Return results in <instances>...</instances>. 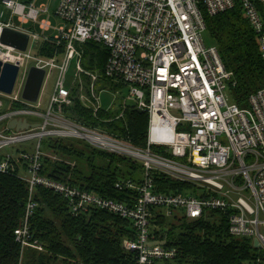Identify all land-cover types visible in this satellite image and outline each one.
Listing matches in <instances>:
<instances>
[{
    "label": "built area",
    "instance_id": "built-area-1",
    "mask_svg": "<svg viewBox=\"0 0 264 264\" xmlns=\"http://www.w3.org/2000/svg\"><path fill=\"white\" fill-rule=\"evenodd\" d=\"M50 2L0 0V7L9 12L8 18L0 13V61L19 68L13 93L0 92V173L17 174L29 185L25 217L15 232L22 248L44 250L32 241L29 228L38 207L32 195L41 186L66 199L75 216L94 208L130 220L136 237L125 240L123 246L136 253L134 264H156L177 255L176 250L155 241L153 207L163 208L165 216L179 211L190 222L211 210L230 212L229 233L258 240L264 251V88L249 97L248 108L234 104L229 95L232 73L218 48L208 46L204 39L206 16L225 13L239 3L264 58V21L258 10L264 0H60L54 15ZM52 17L62 24L54 28ZM10 33L28 37L25 50L10 43ZM90 42L103 45L109 53L102 74L83 66L84 48ZM48 47H52L51 56L43 54ZM72 61H77L76 78L67 88ZM32 69L45 71V78L47 70L56 71L45 110L39 101L23 99ZM98 84L128 87V98L115 110L119 92L112 93L110 85L98 89ZM75 93L95 117L102 111H117L110 120L123 119L127 101L135 102V108L149 115L148 147L136 148L68 117L66 110L73 106ZM107 93L111 102L105 108L103 95ZM14 121L39 127L10 130ZM47 139L82 141L141 163V184L116 185L138 191L139 198L130 206L42 176V142ZM155 146L165 148L171 157L154 152ZM154 171L194 185L200 197L156 194ZM244 264H264V258Z\"/></svg>",
    "mask_w": 264,
    "mask_h": 264
},
{
    "label": "trees",
    "instance_id": "trees-1",
    "mask_svg": "<svg viewBox=\"0 0 264 264\" xmlns=\"http://www.w3.org/2000/svg\"><path fill=\"white\" fill-rule=\"evenodd\" d=\"M258 10L264 21V3H258ZM206 25L209 40L214 42L226 69L232 73L230 99L245 109L249 97L264 88V58L258 37L239 3L225 13L206 16ZM52 51L48 47L43 54L51 56ZM88 56L91 60L87 68L102 74L109 56L107 49L90 42L85 46L84 57ZM66 112L76 122L129 141L136 148L148 147L147 112L133 107L126 109L123 119L110 120L117 111H102L95 117L75 97L73 106ZM42 148L45 153L42 176L69 182L83 191L130 206L139 198L138 191L118 189L116 185L128 181L141 184L144 176L141 163L76 140L47 139L42 142ZM152 149L171 157L160 147ZM151 178L156 194L200 197L192 184L157 171L151 173ZM30 196L29 185L17 174L0 173V264H23L24 259L25 264H134L136 253L123 246L125 240L136 237L130 220L94 208L75 216L66 199L41 186L32 195L38 207L29 219V228L32 241H37L44 250L23 249L16 241L15 232L23 223ZM151 211L155 241L177 251L173 260L156 264H244L264 258V251L255 249L252 239L236 238L229 233L230 212L211 210L200 220L190 222L179 211L171 216H165L163 208L153 207Z\"/></svg>",
    "mask_w": 264,
    "mask_h": 264
},
{
    "label": "water",
    "instance_id": "water-1",
    "mask_svg": "<svg viewBox=\"0 0 264 264\" xmlns=\"http://www.w3.org/2000/svg\"><path fill=\"white\" fill-rule=\"evenodd\" d=\"M12 39L10 40L11 44L17 45L19 49L25 50L28 43V37L18 33H10ZM19 73V68L11 64H3L0 61V92L6 95H11L13 93L17 77ZM45 79V71L32 69L25 91L23 93V99L31 102L37 103ZM127 108H133L136 106L135 102L128 100L126 103ZM38 128V125H29L26 122H12L9 125L10 130H27L29 128ZM253 246L255 249H262V245L258 240H254Z\"/></svg>",
    "mask_w": 264,
    "mask_h": 264
},
{
    "label": "rangeland",
    "instance_id": "rangeland-1",
    "mask_svg": "<svg viewBox=\"0 0 264 264\" xmlns=\"http://www.w3.org/2000/svg\"><path fill=\"white\" fill-rule=\"evenodd\" d=\"M29 0H21L22 3H25V2H28ZM59 3H60V0H51L50 2V9H51V14L54 15V13L56 12V10L58 9V6H59ZM1 12H5L6 14V18L9 17V12L6 11L5 7H0V13ZM52 24H53V27L55 28L56 26H60L62 23L53 18L52 17ZM25 27H31L33 28V26H25ZM35 31L36 32H40L39 28L36 27L35 28ZM53 34H55L56 32L52 31ZM204 39H205V42L208 46H213L214 45V42L209 40V36L207 34V32L204 34ZM85 49V48H84ZM90 56L86 57L84 59V62H83V66L85 68L86 71H89V72H95V73H99L98 71L96 70H90L89 68H87V65L90 63ZM76 65H77V61H72L69 65V69H68V72H67V75H66V87L67 88H70L72 85H73V82L75 80V74H76ZM100 74V73H99ZM56 80V71H48L46 72V78H45V81H44V86L42 88V93H41V96H40V104L42 106V109L41 110H45L48 105H49V101H50V97L53 93V89H54V82ZM101 85L98 84V89H101ZM112 93L113 92H119L118 94V99L115 103V107L114 109L115 110H118L120 108V106L122 105V102L124 101V99H127L128 98V95H129V88L128 87H119V86H112ZM109 95L110 94H105L104 95V106L105 108L109 107L110 106V102H111V98H109ZM75 98H77V93L75 94ZM78 99V98H77ZM249 107V104H247L246 107L244 108H248ZM161 149H164L165 151V148H161ZM11 153H14L13 150L11 149H8ZM162 150V152H164ZM164 154V153H162ZM26 177H29V175H24ZM249 193V191H247V194ZM251 205H253L252 201H248ZM26 260L24 259L23 260V264H25Z\"/></svg>",
    "mask_w": 264,
    "mask_h": 264
},
{
    "label": "crops",
    "instance_id": "crops-1",
    "mask_svg": "<svg viewBox=\"0 0 264 264\" xmlns=\"http://www.w3.org/2000/svg\"><path fill=\"white\" fill-rule=\"evenodd\" d=\"M113 86L112 84H103V85H101V86ZM42 88H43V86H42ZM41 93H42V89H41ZM41 93H40V96H41ZM105 95V94H104ZM104 95H103V101H104ZM40 96H39V100H40ZM38 100V101H39ZM105 107V106H104ZM108 108V107H107Z\"/></svg>",
    "mask_w": 264,
    "mask_h": 264
}]
</instances>
